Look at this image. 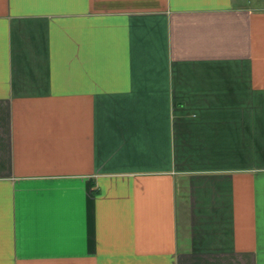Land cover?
Returning <instances> with one entry per match:
<instances>
[{
  "label": "crops",
  "instance_id": "crops-1",
  "mask_svg": "<svg viewBox=\"0 0 264 264\" xmlns=\"http://www.w3.org/2000/svg\"><path fill=\"white\" fill-rule=\"evenodd\" d=\"M0 264H264V0H0Z\"/></svg>",
  "mask_w": 264,
  "mask_h": 264
},
{
  "label": "rangeland",
  "instance_id": "rangeland-1",
  "mask_svg": "<svg viewBox=\"0 0 264 264\" xmlns=\"http://www.w3.org/2000/svg\"><path fill=\"white\" fill-rule=\"evenodd\" d=\"M185 189V188H184ZM186 202V201H185Z\"/></svg>",
  "mask_w": 264,
  "mask_h": 264
}]
</instances>
